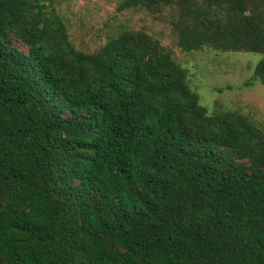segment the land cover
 <instances>
[{
  "label": "trees",
  "instance_id": "16d2710c",
  "mask_svg": "<svg viewBox=\"0 0 264 264\" xmlns=\"http://www.w3.org/2000/svg\"><path fill=\"white\" fill-rule=\"evenodd\" d=\"M57 0H0V264H264V130L210 112L163 40L96 50ZM184 52L259 53L264 0H122Z\"/></svg>",
  "mask_w": 264,
  "mask_h": 264
},
{
  "label": "rangeland",
  "instance_id": "374dc122",
  "mask_svg": "<svg viewBox=\"0 0 264 264\" xmlns=\"http://www.w3.org/2000/svg\"><path fill=\"white\" fill-rule=\"evenodd\" d=\"M122 0H57V8L79 48L96 50L107 34L124 26L143 28L160 37L190 73V85L210 112L235 109L264 130V84L251 81L259 53L219 52L210 47L184 52L176 45L166 17L138 10H118Z\"/></svg>",
  "mask_w": 264,
  "mask_h": 264
}]
</instances>
